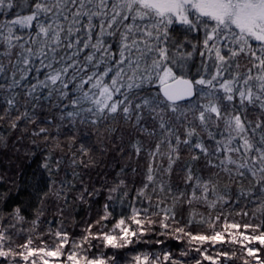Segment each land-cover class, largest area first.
Masks as SVG:
<instances>
[{
    "label": "snow or ice",
    "instance_id": "1",
    "mask_svg": "<svg viewBox=\"0 0 264 264\" xmlns=\"http://www.w3.org/2000/svg\"><path fill=\"white\" fill-rule=\"evenodd\" d=\"M0 156V264H264V0H0Z\"/></svg>",
    "mask_w": 264,
    "mask_h": 264
},
{
    "label": "trees",
    "instance_id": "2",
    "mask_svg": "<svg viewBox=\"0 0 264 264\" xmlns=\"http://www.w3.org/2000/svg\"><path fill=\"white\" fill-rule=\"evenodd\" d=\"M35 168V164H31L28 168H27V175L31 176V169ZM10 169V165L8 160L3 157L0 156V173H6L8 175H13L16 179V181L18 183H21L23 181V177H24V173H25V169L21 168L19 166H17V170H15L14 172L9 171ZM10 185L8 184H4L2 182H0V191H4L7 187H9ZM14 195H18V194H14ZM9 204L12 203V201L8 202ZM173 246H175V242H172Z\"/></svg>",
    "mask_w": 264,
    "mask_h": 264
}]
</instances>
